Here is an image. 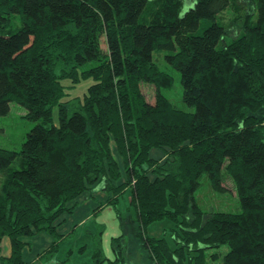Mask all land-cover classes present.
I'll return each instance as SVG.
<instances>
[{"label": "trees", "instance_id": "obj_1", "mask_svg": "<svg viewBox=\"0 0 264 264\" xmlns=\"http://www.w3.org/2000/svg\"><path fill=\"white\" fill-rule=\"evenodd\" d=\"M256 1L255 20L246 13L242 33L218 45L217 15L229 0H159L152 10L150 0H0V116L15 102L34 123L18 152L0 148V264H50L62 216L102 184L108 196L93 214L128 191L134 211L120 219L110 264H264V0ZM160 51L192 111L163 94L173 77L154 62ZM203 177L229 193L228 177L239 209L201 208ZM162 221L175 227L174 248L148 233ZM42 233L53 241L25 260L28 239ZM95 241L99 264V232Z\"/></svg>", "mask_w": 264, "mask_h": 264}, {"label": "rangeland", "instance_id": "obj_2", "mask_svg": "<svg viewBox=\"0 0 264 264\" xmlns=\"http://www.w3.org/2000/svg\"><path fill=\"white\" fill-rule=\"evenodd\" d=\"M151 10L154 6L159 5V0H150ZM238 8L239 10H235ZM257 9L256 0H229L228 8L217 15V21L224 29V36L222 40L218 42V45H223L229 41L232 37L242 33L243 17L245 14H249L255 20V13ZM150 14H146V20ZM15 16L11 20L12 29L20 26L19 20H14ZM104 47V43L102 44ZM153 60L158 64L162 71L170 74L173 77L172 86L163 91V94L171 101V103L180 110L192 111L190 108L185 106L182 101V86L180 83V73L168 65L164 60V54L162 51L155 52L153 54ZM142 92L145 99L152 103L154 101V89L152 86H142ZM56 110V109H55ZM26 110L23 106L11 102L9 104V112L0 116V148L6 150H12L18 152L25 139L26 133L33 126V122L29 121L25 117ZM55 123L56 111L53 112ZM113 153H116L114 145L112 144ZM151 155L157 157L161 154L158 149H151ZM19 161L15 159L12 164V168H18ZM225 189L228 192H215L212 190L207 177L201 179V185L196 191V199L198 205L205 210L215 211H236L239 209L238 200L233 190V184L227 177L223 183ZM96 187V186H95ZM106 185L103 184L91 193L86 192L77 199L76 207L74 212L71 214H64L63 223L58 227L59 232L64 233V237L58 242L56 251L51 256L52 260L50 264H96L93 258L97 234L99 232L100 246L103 251V256L106 258L105 261L99 264H110L113 260V253L111 248V239L121 234L120 219L127 218L129 215L132 217L133 208L129 205V191L124 193L118 198V200L112 204H107L102 209L96 211L93 214L92 210L105 202L108 194L103 190ZM75 226V227H74ZM175 227L168 221L156 222L152 224L148 233L156 238L163 237L166 239L168 245L174 248V241L171 235L174 233ZM59 239V240H60ZM31 242L29 249L23 251V257L28 260V257L35 256L43 247H46L48 242H52L53 239L48 234L42 233L35 237L28 239ZM46 245V246H45ZM8 242L5 240L1 245V253L8 254ZM221 251L223 254L227 251L225 247L220 249H208L206 250L209 255L215 251ZM138 254V253H137ZM140 254L137 256V260H140ZM220 258V257H219ZM210 260V256L207 257ZM38 262V261H37ZM214 264H220V259L213 262ZM41 264V261L38 263Z\"/></svg>", "mask_w": 264, "mask_h": 264}, {"label": "crops", "instance_id": "obj_3", "mask_svg": "<svg viewBox=\"0 0 264 264\" xmlns=\"http://www.w3.org/2000/svg\"><path fill=\"white\" fill-rule=\"evenodd\" d=\"M74 227H75V226H74ZM50 244H51V241H50V242H48L46 245L48 246V245H50ZM46 245H45V246H46ZM44 248H45V247H43L42 249H44ZM42 249H40V251H41ZM8 250H9V249H8ZM8 250H7V252H8ZM40 251H39V252H40ZM36 254H37V253H36ZM36 254H35V255H36ZM33 258H35V256H34V255H32V257H31V258H30V257H28V260H30V261H33ZM41 264H44V263H42V262H41Z\"/></svg>", "mask_w": 264, "mask_h": 264}]
</instances>
